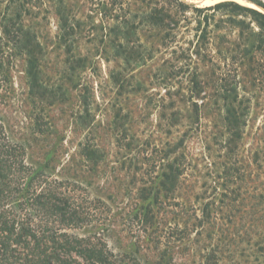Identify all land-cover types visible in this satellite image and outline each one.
Segmentation results:
<instances>
[{
	"label": "rangeland",
	"instance_id": "obj_1",
	"mask_svg": "<svg viewBox=\"0 0 264 264\" xmlns=\"http://www.w3.org/2000/svg\"><path fill=\"white\" fill-rule=\"evenodd\" d=\"M180 1L0 0V125L115 264H264V0Z\"/></svg>",
	"mask_w": 264,
	"mask_h": 264
},
{
	"label": "trees",
	"instance_id": "obj_2",
	"mask_svg": "<svg viewBox=\"0 0 264 264\" xmlns=\"http://www.w3.org/2000/svg\"><path fill=\"white\" fill-rule=\"evenodd\" d=\"M56 183L26 163L0 125V264H115L97 237L73 233L85 219Z\"/></svg>",
	"mask_w": 264,
	"mask_h": 264
}]
</instances>
